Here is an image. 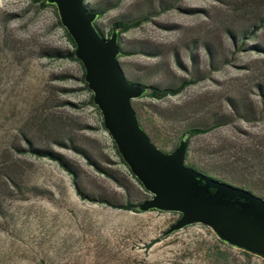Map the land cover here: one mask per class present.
<instances>
[{"label": "rangeland", "instance_id": "1", "mask_svg": "<svg viewBox=\"0 0 264 264\" xmlns=\"http://www.w3.org/2000/svg\"><path fill=\"white\" fill-rule=\"evenodd\" d=\"M85 4L108 9L96 20L106 38L114 21L146 19L119 38L128 52L119 58L128 81L166 87L195 80L175 97L134 100L153 144L170 152L188 128L228 122L191 138L185 163L242 188L227 178V163L264 141V23L252 32L264 18V0ZM69 48L51 8L0 0V264H264L201 225L162 237L176 213L109 206H136L149 195L129 177L98 115L85 104L79 65L43 56ZM30 148L57 154L72 175ZM73 177L92 201L78 197ZM262 189L252 192L264 199Z\"/></svg>", "mask_w": 264, "mask_h": 264}, {"label": "water", "instance_id": "2", "mask_svg": "<svg viewBox=\"0 0 264 264\" xmlns=\"http://www.w3.org/2000/svg\"><path fill=\"white\" fill-rule=\"evenodd\" d=\"M72 39L83 80L92 94L102 127L122 161L149 198L136 205L140 213H176L166 237L192 225L209 228L224 245L264 260V199L253 192L199 172L185 163L187 136L170 152L157 148L141 127L131 102L147 88L128 81L119 64L116 30L102 36L84 0H46Z\"/></svg>", "mask_w": 264, "mask_h": 264}, {"label": "trees", "instance_id": "3", "mask_svg": "<svg viewBox=\"0 0 264 264\" xmlns=\"http://www.w3.org/2000/svg\"><path fill=\"white\" fill-rule=\"evenodd\" d=\"M33 1L37 4H39L41 9L51 8L56 15L55 7L52 5H48L46 3V0H33ZM84 1L86 2V0H84ZM85 7L89 13L96 14L97 18L102 17L108 11L107 8L94 9V8L89 7L86 4H85ZM144 20H146V19L145 18H137V19L128 20V21L118 20V21H114L112 23L111 30H116L117 34H118V46H119V50H120V55L118 58L128 56V52H126L125 50H123L120 47V40H119L120 35L125 34L132 29L138 28L141 25L142 21H144ZM263 23H264V18H262L259 21V23L253 27L252 32L253 33L257 32L261 28ZM57 25L63 31L64 37H65L70 48L68 50H64V51L51 50V51H48L47 53H45L43 56H45L46 58H49V59H63V60L75 62L79 65L81 73H80V76L78 77L77 81L81 86L80 88L84 92H86V94H87V100L85 101V104L90 106L95 111V113L98 115V117L100 119V123L102 124L100 113H99L98 109L96 108V106L92 103V94L87 89L86 83L83 80V76H84L83 68H82L80 62L74 58L75 45H74L72 39L70 38V36L63 29V27L60 25L58 18H57ZM94 25L97 28V30L99 31V33L103 36V33L100 30V28L96 25V22L94 23ZM67 78H68L67 76H62V77H60V80L65 81ZM132 83L139 84V85L147 88L148 91H147L145 97H147L151 100H154V101H162V100H165L169 97H175V96L179 95L183 90H185L186 88L195 84V80L183 79L175 86H166V87L145 86L144 84H140L139 82H132ZM131 104H132L133 110L135 111V113L137 115L139 123L141 125L140 118H139L138 113L136 111V108L134 106V101H132ZM65 105H68V103H65ZM238 114H239L238 111H236L234 109V115L239 117L240 115H238ZM240 118H242V117H240ZM226 123H228V122L214 121V123L212 125H210L209 127H191V128H188L184 132V135L187 136V140L189 141L193 137L202 136V135L208 133L209 131L221 126L222 124H226ZM141 127H142V125H141ZM145 133H146V131H145ZM148 137H149V135H148ZM55 144L59 147H63L62 142L55 143ZM112 147H113V150L115 152V155L119 159L120 164L125 167L129 177L143 190L140 183L132 176L129 169L126 167V165L122 161V159H121L120 155L118 154L117 149H116L114 144H112ZM159 149H161V148H159ZM75 150H77V149H75ZM21 152H23V151H21ZM27 152L30 154H33L37 157L48 158L50 160L56 161L66 172H68V174L72 175V172L66 167L65 163L62 161L60 156H58L57 154H55L51 151L37 150V149H33V148L28 149ZM77 152L79 154H82L80 151H77ZM235 156H237V157L230 164L227 163V166L230 167V169H231V171L229 173H227V178L234 183L240 184L242 186V188L247 189L251 192L254 190L262 192L263 191L262 187L264 186V141L262 143H259L258 145H256V144L251 145V146L245 148L244 150L239 151L238 155H235ZM186 160H187V153H186V157H185V162H186ZM89 165L93 166L94 169L96 170V172L103 174L106 177L110 176L106 172H104L103 170H101L98 167H96L95 165H93L92 163H89ZM186 165L188 167H191V168L199 171V172L205 173L204 171L198 169L193 164H186ZM255 176H258L259 178L256 179ZM72 180H73L75 192L78 195V197L81 200L92 201L91 198L85 197L82 194V192L78 188V185L76 184L74 177L72 178ZM93 202L109 204L103 200H98V201H93ZM109 206L116 208V209H122L125 211L138 212L134 209L135 206L133 204H131L130 202H126L123 205H113V204L111 205V204H109ZM242 252L245 255H250L249 253H246L244 251H242Z\"/></svg>", "mask_w": 264, "mask_h": 264}, {"label": "flooded vegetation", "instance_id": "4", "mask_svg": "<svg viewBox=\"0 0 264 264\" xmlns=\"http://www.w3.org/2000/svg\"><path fill=\"white\" fill-rule=\"evenodd\" d=\"M178 218H179V215H178Z\"/></svg>", "mask_w": 264, "mask_h": 264}]
</instances>
